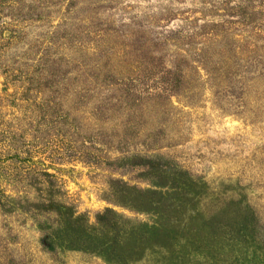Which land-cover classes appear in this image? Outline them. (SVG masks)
<instances>
[{
    "label": "rangeland",
    "instance_id": "1",
    "mask_svg": "<svg viewBox=\"0 0 264 264\" xmlns=\"http://www.w3.org/2000/svg\"><path fill=\"white\" fill-rule=\"evenodd\" d=\"M0 264H264V0H0Z\"/></svg>",
    "mask_w": 264,
    "mask_h": 264
}]
</instances>
